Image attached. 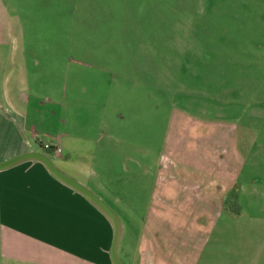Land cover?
<instances>
[{
    "label": "rangeland",
    "instance_id": "rangeland-1",
    "mask_svg": "<svg viewBox=\"0 0 264 264\" xmlns=\"http://www.w3.org/2000/svg\"><path fill=\"white\" fill-rule=\"evenodd\" d=\"M6 1L15 32L12 51L0 49V102L27 107L35 125L46 103L42 94L68 95L82 87L92 97L112 92L107 108L116 106L126 127H150L158 150L167 123L177 117L174 111L237 124L238 154L232 160L221 155L222 172H227L221 173L218 189L215 184L204 195L207 219L213 218L197 261L264 264V0ZM7 52L28 67L11 62L7 71ZM117 72L125 80L117 79ZM4 81L8 99L2 95ZM53 100L50 106H56ZM70 105L65 100L61 107ZM37 125L39 137L50 140L41 133L49 126ZM134 182L140 192L148 189L149 181ZM179 183H173L171 202L154 204L158 223L152 227L154 244L169 247L174 263L184 257L187 243H171L168 237H184L178 227L185 217L203 221L207 215L182 195ZM231 183L238 214L223 211ZM142 193L136 196L140 204L141 197L150 196ZM201 233L192 236L204 237Z\"/></svg>",
    "mask_w": 264,
    "mask_h": 264
},
{
    "label": "crops",
    "instance_id": "crops-1",
    "mask_svg": "<svg viewBox=\"0 0 264 264\" xmlns=\"http://www.w3.org/2000/svg\"><path fill=\"white\" fill-rule=\"evenodd\" d=\"M7 5L8 1L0 0V49L12 51L9 47L15 30ZM7 55V71L11 62L14 67H28L27 61H12ZM33 65L39 63L33 61ZM117 77L125 80L118 72ZM3 86L2 95L8 99L7 82ZM112 94L107 89L92 97L83 87L68 95L55 90L42 94L46 103L38 111L41 119L36 122L49 126L41 133L50 140L39 137L38 125L28 116L30 109L0 102V161L32 149L44 151L34 145L40 144L39 140L49 141L56 147L51 155L47 153L54 163L90 187L119 216L122 232L117 252L123 264H199V246L213 218L207 219L210 214L205 210L204 195L212 193L215 184L218 189L221 173L227 172H222L221 155L232 160L238 154L237 124L200 119L184 109L174 111L177 117L167 123L158 150L150 127L140 123L126 127L119 121L116 106L107 108ZM52 97L57 108L49 105ZM65 100L71 105L62 109ZM64 123L69 129L62 126ZM130 129L132 132H124ZM234 176L232 183L237 172ZM135 178L149 181L148 189L143 193L137 190ZM174 182H181L182 195L207 214L203 221L185 217L178 227L179 236L183 232L184 237H168L171 243H187L178 263L171 261L173 251L157 247L152 237V227L158 223L154 204L171 202L168 197ZM232 183L223 194V202ZM137 193L150 196L141 197L140 204ZM200 230L204 237L192 236ZM111 240L112 226L107 217L41 161L26 160L0 170V264H112Z\"/></svg>",
    "mask_w": 264,
    "mask_h": 264
},
{
    "label": "water",
    "instance_id": "water-1",
    "mask_svg": "<svg viewBox=\"0 0 264 264\" xmlns=\"http://www.w3.org/2000/svg\"><path fill=\"white\" fill-rule=\"evenodd\" d=\"M26 160H39L59 180L84 195L96 208H98L109 220L112 226V240L110 245V258L112 264H123L117 252L118 242L122 232V223L117 213L86 184L72 177L60 167L52 158L41 150H28L0 161V170L13 166Z\"/></svg>",
    "mask_w": 264,
    "mask_h": 264
},
{
    "label": "trees",
    "instance_id": "trees-1",
    "mask_svg": "<svg viewBox=\"0 0 264 264\" xmlns=\"http://www.w3.org/2000/svg\"><path fill=\"white\" fill-rule=\"evenodd\" d=\"M53 149H54V146L50 145V147L45 148L44 151H46V153L51 155L53 152ZM223 207L224 209H227L233 213L240 212V206L238 202V193L235 190L233 189L228 190L224 198Z\"/></svg>",
    "mask_w": 264,
    "mask_h": 264
},
{
    "label": "built area",
    "instance_id": "built-area-1",
    "mask_svg": "<svg viewBox=\"0 0 264 264\" xmlns=\"http://www.w3.org/2000/svg\"><path fill=\"white\" fill-rule=\"evenodd\" d=\"M39 142H40V145H41V147L43 148V149H45V148H49L50 147V145H53V144H51L49 141H47V140H39ZM54 146V145H53ZM55 146H54V149H53V152H54V150H55Z\"/></svg>",
    "mask_w": 264,
    "mask_h": 264
}]
</instances>
